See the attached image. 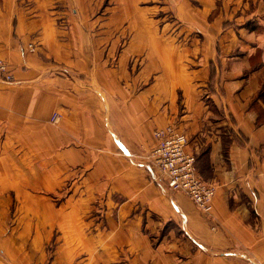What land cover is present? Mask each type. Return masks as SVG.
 <instances>
[{"label": "crops", "instance_id": "0c3cea01", "mask_svg": "<svg viewBox=\"0 0 264 264\" xmlns=\"http://www.w3.org/2000/svg\"><path fill=\"white\" fill-rule=\"evenodd\" d=\"M142 1L0 0V145L62 195L40 224L0 201V264H264V0H199L200 16L179 0L196 23L179 42L145 27ZM170 123L215 188L209 212L152 164Z\"/></svg>", "mask_w": 264, "mask_h": 264}, {"label": "rangeland", "instance_id": "374dc122", "mask_svg": "<svg viewBox=\"0 0 264 264\" xmlns=\"http://www.w3.org/2000/svg\"><path fill=\"white\" fill-rule=\"evenodd\" d=\"M115 1L117 0H113L114 3ZM140 4L145 6L146 9H148V11H146L144 15L145 27L147 29L151 27H157L158 29H160V31L162 32V40L165 39L164 36H167L168 39L171 36L172 38L174 37L173 41L174 40L176 42L182 41L184 36L183 33L175 34V33H171V31L174 32V29L177 30L178 28H183L189 24L191 25L196 24V23H192V21L189 20L190 18L189 19L185 18L184 13L186 12L185 9L182 8V5L184 3L179 0H143L142 2H140ZM188 4L191 6V10H188V12H190L189 14L200 16L202 3L199 0H189ZM149 36H150L149 40L152 41L153 40L152 34L150 33ZM194 36L196 35L194 34ZM146 37H148V35ZM7 64L10 69V65L8 62ZM0 79L4 81H8L2 78ZM7 136L8 134L7 133L5 134V131L3 130L2 133L0 134V139L3 140ZM10 149H12L11 146H7L3 144L0 145V152H2V155L3 154L7 155V158H5V160L0 161V167L1 170L3 168L7 170L9 167L13 168L15 166L16 176L8 177L6 176L7 174L3 172V170L2 172H0V201L2 202L6 201L11 203L16 202V211H15L16 218L30 219L32 220L33 223H39V224L43 223L44 220L47 219L56 220L57 217L56 213L58 210H55L53 208H51L52 209L51 210L47 206L42 204L49 202L52 203L54 202V204H56L58 201L61 200L60 197L62 198V195L56 193V191H53V193H45L43 190H41V187H43L42 179L39 176H36L35 174L36 169L40 167V163L39 161H36L34 159V155L32 153L29 152L26 154L25 150L21 149L16 152V155L15 154L12 155L10 154L9 151ZM12 156L14 158L13 160L14 162L8 161ZM29 173L32 174V177L26 176ZM12 185L17 187L20 186L29 187L32 189L33 192L17 193V194H13L12 192H7L5 190V187H9ZM67 212L72 213L73 211H66V213ZM96 214H100V211H97ZM55 236L56 234L54 233L52 238L48 242H46L45 245V249L48 254L47 257L48 262L52 258L56 246Z\"/></svg>", "mask_w": 264, "mask_h": 264}, {"label": "built area", "instance_id": "2783aa9c", "mask_svg": "<svg viewBox=\"0 0 264 264\" xmlns=\"http://www.w3.org/2000/svg\"><path fill=\"white\" fill-rule=\"evenodd\" d=\"M28 47L33 49V44ZM0 78L12 80L8 64L0 58ZM57 113H53L51 120H56ZM156 144L150 152L152 164L164 177L167 186L173 190H181L203 212L212 208L215 188L205 181L196 170L195 156L185 150L187 138L184 132L174 123L158 127L154 130Z\"/></svg>", "mask_w": 264, "mask_h": 264}]
</instances>
